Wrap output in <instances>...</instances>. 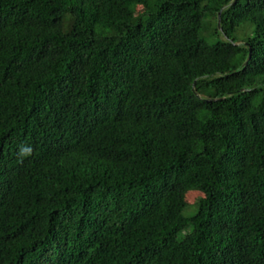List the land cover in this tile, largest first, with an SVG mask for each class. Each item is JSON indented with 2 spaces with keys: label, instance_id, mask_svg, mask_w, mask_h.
<instances>
[{
  "label": "trees",
  "instance_id": "obj_1",
  "mask_svg": "<svg viewBox=\"0 0 264 264\" xmlns=\"http://www.w3.org/2000/svg\"><path fill=\"white\" fill-rule=\"evenodd\" d=\"M0 264H264V0H0Z\"/></svg>",
  "mask_w": 264,
  "mask_h": 264
},
{
  "label": "rangeland",
  "instance_id": "obj_2",
  "mask_svg": "<svg viewBox=\"0 0 264 264\" xmlns=\"http://www.w3.org/2000/svg\"><path fill=\"white\" fill-rule=\"evenodd\" d=\"M142 11V8L136 6L134 7V12L135 14H138ZM243 35H240L239 38H242ZM200 194L198 193H195V192H190V193H187L185 195V201L189 204V205H194L195 202L200 198Z\"/></svg>",
  "mask_w": 264,
  "mask_h": 264
},
{
  "label": "water",
  "instance_id": "obj_3",
  "mask_svg": "<svg viewBox=\"0 0 264 264\" xmlns=\"http://www.w3.org/2000/svg\"><path fill=\"white\" fill-rule=\"evenodd\" d=\"M220 14H221V12L218 14V28L219 29H220ZM250 58H251V53L249 54L247 62L250 60ZM247 62L244 64L245 66L247 65Z\"/></svg>",
  "mask_w": 264,
  "mask_h": 264
}]
</instances>
